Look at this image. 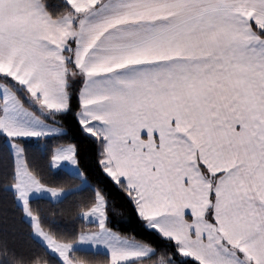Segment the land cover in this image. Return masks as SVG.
Returning a JSON list of instances; mask_svg holds the SVG:
<instances>
[{
    "label": "snow or ice",
    "instance_id": "obj_1",
    "mask_svg": "<svg viewBox=\"0 0 264 264\" xmlns=\"http://www.w3.org/2000/svg\"><path fill=\"white\" fill-rule=\"evenodd\" d=\"M0 264H264V0H0Z\"/></svg>",
    "mask_w": 264,
    "mask_h": 264
},
{
    "label": "trees",
    "instance_id": "obj_2",
    "mask_svg": "<svg viewBox=\"0 0 264 264\" xmlns=\"http://www.w3.org/2000/svg\"><path fill=\"white\" fill-rule=\"evenodd\" d=\"M54 210V209H53Z\"/></svg>",
    "mask_w": 264,
    "mask_h": 264
}]
</instances>
